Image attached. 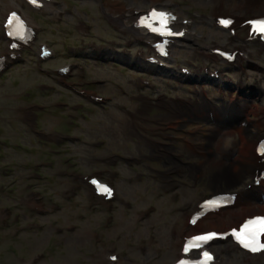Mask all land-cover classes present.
<instances>
[{
    "label": "rangeland",
    "instance_id": "rangeland-1",
    "mask_svg": "<svg viewBox=\"0 0 264 264\" xmlns=\"http://www.w3.org/2000/svg\"><path fill=\"white\" fill-rule=\"evenodd\" d=\"M157 1L160 0H125L126 5L124 6H137L146 9ZM169 1L173 0H164V2ZM176 1L182 3L181 12L183 16L197 17V29L201 30L202 34L206 36V40L203 41L204 43L214 41L226 42L225 36L218 34L211 25L210 19L213 15L229 11L246 16L264 13V0H259L258 3L254 2V0ZM248 1H252L254 6L250 9H245L244 3ZM62 2L63 6L69 9L65 12L72 13L73 11L74 15L67 16L65 21L61 22L58 26L48 25L50 20L44 17L41 27L48 28L47 32H43L40 35V39L49 40L54 43L56 56L67 57V59L62 61V64L73 60L74 58L68 56L67 53H71L70 49L73 46H80L79 39L73 33L74 27L72 25L81 19H86L93 25L95 40L124 39L125 43L131 41L132 37L128 34L111 31L102 15L98 13L97 2L95 0H63ZM114 2L115 0H108L107 5L111 4L115 6ZM109 9H107V13ZM116 13L115 11L108 13V15L113 17ZM93 57V55L85 52L81 54L79 59L83 61L88 60L91 78H100L106 81L104 85L96 89L103 95L111 96L113 102L105 110L89 106L84 111L88 115V120L76 131L83 136V142L68 144L63 147L67 151L64 156L59 158L53 157L50 150L59 146L54 145V141H49V155L44 154L41 159H54L55 170L51 171L49 176L58 180L53 185H49L48 194L52 196L51 194L59 188L61 191L72 183L67 178L52 176V174H58L62 169H67L62 163L63 158L73 156L75 162L78 163L77 168L83 172H89L93 167L104 166L102 161L104 156L117 152L128 157H136L139 160V165L135 170L129 169L123 163L119 167L123 172L122 179L118 181L120 190L127 198H130L134 202V206L130 210L120 209L121 206H119L113 212L116 215L115 227L110 231L103 232L101 230L103 214L93 212L94 210L86 198L83 195H79L72 202V206H70L72 212L69 211L61 216L66 223L60 222V226L62 227L68 224L79 225V229L75 233H65L63 235L56 233V225L53 222L58 220L57 214L43 219L45 229L41 232L22 234L20 237L13 238L9 236L8 232L0 231V264H18L20 263L19 258L21 256L30 257L36 251H46L48 253V258L44 261V264H101L97 258V252L106 246H114L121 251L123 264H169L175 259L176 250L180 246L178 231L184 225L187 217V214L183 212L184 203L194 204L202 197L209 196L217 191H242L247 193L245 186L250 180V176L248 175L241 177L242 180L238 183L230 181L216 182L214 177L217 173L223 171V169H233L232 159L229 155L232 154V149L239 144L242 138L240 132L236 131V128L231 130L229 127L224 128L226 123L208 118H203V122L201 120L199 126L191 127V131H195V133H191L188 136L189 139L199 145L206 143L207 139L212 141V151L209 158L206 159L188 152L185 144L179 139L181 134L169 133L160 125L158 121L159 117L167 113L166 110L158 107L159 100L164 97L165 101L172 102L177 97H188L194 101L197 98L195 95L196 88L190 82H182L181 79L175 76L177 74L174 72L169 73L171 77H167L168 74L166 72H160V75L157 77L158 80L154 77L157 81V88L155 90H141L139 88L138 76L142 74V69L134 60L120 56L122 57L120 60L103 61ZM105 57H116L119 59L118 56L113 55H106ZM201 60V54L192 44H188L185 49L176 50V63L193 61L201 68L203 66ZM129 61H131V64H129ZM60 62L58 59L49 61V68L57 66ZM252 69L253 71L250 74L255 76V78L264 77L262 71L255 67ZM238 74V84L240 87H243V97H246L248 94L257 97L249 102L250 105H254L246 110V118L250 119L253 125H258L262 129L264 119L262 120L259 115L264 110V85L260 92H256L249 85V83H253V77L246 79L247 76H243L242 71ZM40 79L45 80L36 74L33 64L28 61V64L16 68L1 83L0 130L4 133V137L6 135L12 141H20L34 146L30 140L31 136L21 123V117L27 112L28 105L33 102H40L52 108L54 101L65 98L63 94L67 93L61 90H57V93L51 97H43L36 90L33 97H28L27 94H31L29 91L32 90L35 83ZM186 87H189V89H186ZM207 87L208 89L219 87L221 90L222 85L218 83L214 87L208 85ZM122 90L126 94L122 93ZM237 92V87L228 86L225 96H221L220 91L211 92V96L217 101V104L220 106L219 110H221L223 106H226L223 104H226L228 101L231 102L234 96H237ZM32 94L34 93L32 92ZM143 97L150 100V106L145 99L143 100ZM145 105H148V110L142 112ZM200 108L201 110H198L196 114L205 113L204 104L201 101ZM249 109L253 110L250 112ZM50 112V114H46L43 117L44 128L47 131L62 130L63 126L57 125L56 120L52 118V116H61L59 122L64 121L65 129L66 119L69 118V111L61 112L51 109ZM186 117L194 116L188 114ZM218 125L222 127L220 135H216V132L212 130L214 126ZM197 128L198 130H196ZM63 130L61 132H64ZM225 130L230 131L226 132ZM166 133L177 137L172 142L164 135ZM145 138L147 141L156 140L165 144H171L189 162V166L186 167V173L179 179L180 187L178 192L181 197L179 203L175 202V200L171 201L167 196H163L161 191L164 178L163 172H159V170L164 169V172L168 171L172 168V165H166L164 159L155 157L153 148L148 145L149 143ZM96 139L106 140L107 145L105 147L109 148L111 153L107 154V151L100 153L93 151L94 149L91 148V144ZM253 145L254 143L248 146L249 153L252 154L254 153ZM42 148L45 147L40 142L39 150H42ZM43 151V153H46L47 149L45 148ZM6 153L5 164L11 167L12 161L17 162L16 171L12 169L9 176L6 177L7 181H10L8 185H14V195H4L5 199L0 201V206L17 204L19 197L25 193L23 187L27 184L26 176L33 171V169L26 170L25 167H21L24 163L33 161L28 158V155L11 150H7ZM223 154L228 155V157H223ZM96 155L104 156L99 158L100 161L98 163L91 165L90 159L93 161ZM154 161H157V164H154ZM151 165H156V170L158 171L152 170L153 167ZM133 166L134 164L131 163V168ZM3 179L0 176V185L4 184ZM250 195H255L257 198L262 197L254 193ZM59 200L61 201V199ZM246 200L247 202L241 204L237 209H240L244 204H250L251 208L243 206L240 210L228 213L226 222L222 223L221 220L219 223L210 221L207 228L217 227L218 230H225L230 225L237 224L244 214L264 212V206H256L263 204V199ZM249 200L254 203H250ZM118 209L120 210L116 213ZM144 211L151 212L150 217L146 220L140 218V215L142 216ZM79 214H85L87 218L80 221L77 218ZM24 220L26 219L24 218ZM173 229L177 231L176 239L171 235ZM96 231L100 232L104 239L103 242L97 245L94 244L92 239V233ZM56 236L64 241V246L61 249H57L53 245L52 239ZM220 253L224 259L223 264H235L237 260H242L244 257L231 246L221 247Z\"/></svg>",
    "mask_w": 264,
    "mask_h": 264
},
{
    "label": "bare ground",
    "instance_id": "bare-ground-1",
    "mask_svg": "<svg viewBox=\"0 0 264 264\" xmlns=\"http://www.w3.org/2000/svg\"><path fill=\"white\" fill-rule=\"evenodd\" d=\"M254 2L258 3L259 0H254ZM244 4H245V9H250L254 6L252 1L245 2ZM239 6H241V5H239ZM129 14H131V11L129 12ZM131 21L132 20L128 19V17L126 15L121 16V19H118L119 24H121L122 26H125L126 29H128V27H126V26L128 24H130ZM255 98H257V97H255ZM241 100H244L246 103L241 104V105H231V106L226 107L224 112H218V116L220 118L219 122L226 123L224 125V128L229 127L230 130L233 128H236V131L240 132L242 138L240 139L239 144L232 149V154L230 155V157L232 159L233 169H223V171L217 173L214 176L216 182H220V181L228 182V181H230L233 183H238L239 181L242 180L241 177H244L248 173V171L253 172L257 167H259V165L257 164V162L255 160L256 159L255 152L253 154L249 153V149H248V146L257 140V137L259 134V132H258L259 126L253 125L250 122V120H248V118H246L247 115L245 114V112H246V110H248V108H250L252 106H249L247 104L246 98L242 97V96L240 98L239 97L236 98L235 101L240 102ZM145 101L150 106V102L148 101V99H146ZM148 105H145L143 107L142 112H145L147 110ZM160 106L164 107L168 111V114H164V115L160 116L158 119V121L160 122V125L163 127H168L171 124H173L174 128H177L179 126L178 124H180L181 121L186 120L188 118V117H182L181 115H179L177 113L178 111H182L184 108H186V104L178 103L177 105H172V104H168L165 101H161ZM210 108H212V106ZM238 108H241V109L239 110ZM197 109L198 110L200 109V104L194 105V111ZM252 110L253 109H249L250 112ZM206 111H207V106H206ZM195 113H197V112H195ZM194 116L202 119V118L208 117V114L206 112V114H203V113L194 114ZM218 116H216V119L218 118ZM259 116L260 117L264 116V112L260 113ZM212 130H213V132H216L215 133L216 135H220L222 132V127L219 125L214 126L212 128ZM230 130H225V131L227 132ZM146 141H147V139H146ZM147 142L149 143L148 145H150L153 148V154L156 157L163 158L164 155L162 154V152L168 151V153H172V150L167 148V147H164V145H166V144H163L160 141L148 140ZM211 144H212V141L207 140L206 143H204L202 145H198L196 150H193L192 148L189 147L188 152H190L191 154L199 155L200 157L207 159V158H209L210 153L212 151L211 150ZM191 146L193 147V145H191ZM253 151H254V148H253ZM171 159H173V157H170V161L172 163ZM253 191L245 194V196L247 195L246 199H256L257 198V196H255V195H250L253 193ZM259 199H262V197ZM256 206L257 207L264 206V202H263V204H258ZM250 208H251V206H250ZM232 212H234V211H232ZM248 215L252 216V214H248ZM253 215H255V214H253ZM221 222H225V221L223 219H221ZM171 245H173V243H171Z\"/></svg>",
    "mask_w": 264,
    "mask_h": 264
},
{
    "label": "snow or ice",
    "instance_id": "snow-or-ice-1",
    "mask_svg": "<svg viewBox=\"0 0 264 264\" xmlns=\"http://www.w3.org/2000/svg\"><path fill=\"white\" fill-rule=\"evenodd\" d=\"M152 17L155 20H158L160 24V28L159 29L154 28L152 29L153 31H159L162 34H171V33H165V29L167 27V22H168V18L167 16H165V14L163 13L157 14L153 12ZM222 23L226 24L227 22L222 21ZM146 26L151 27L150 24ZM252 26L254 31L260 34H264V20L252 22ZM262 152H264V149H262ZM97 187L101 192L110 195L109 189L107 187H103L100 185H97ZM261 234H264V218H255L253 220H249L241 227V229L238 232L236 231L233 232V235L236 237L237 240H239L245 247H250L253 251L257 250L258 247H264L259 245L258 238ZM210 238H211L210 236L196 237L194 239V242L186 245L185 251H188L189 248L196 246V242L207 240ZM205 259L206 260L211 259V257H209L207 253H205Z\"/></svg>",
    "mask_w": 264,
    "mask_h": 264
}]
</instances>
